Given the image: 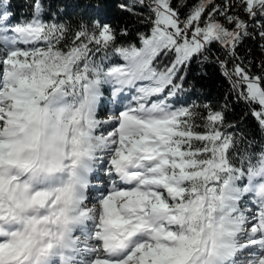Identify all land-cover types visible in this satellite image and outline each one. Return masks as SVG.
<instances>
[{
  "label": "snow or ice",
  "instance_id": "1",
  "mask_svg": "<svg viewBox=\"0 0 264 264\" xmlns=\"http://www.w3.org/2000/svg\"><path fill=\"white\" fill-rule=\"evenodd\" d=\"M143 29L0 4V264H264V0H131ZM212 61L219 110L186 103ZM258 69V70H257ZM106 116V118H104Z\"/></svg>",
  "mask_w": 264,
  "mask_h": 264
},
{
  "label": "trees",
  "instance_id": "2",
  "mask_svg": "<svg viewBox=\"0 0 264 264\" xmlns=\"http://www.w3.org/2000/svg\"><path fill=\"white\" fill-rule=\"evenodd\" d=\"M44 16L51 17L53 21H60L75 26L83 18L89 17L100 19L110 24L114 29L120 31L127 28L130 33L145 26L137 21V17L123 11L119 5L131 3V0H41ZM223 3V0H215ZM34 0H0V4L9 6L14 21L24 22L33 14ZM213 54L209 62L194 63L187 74V91L180 97L186 103H208L219 110L225 103L228 95L229 84L221 74L219 66L215 64V56L219 50L213 47ZM239 54L247 56L254 63H264V52H261L255 41H249L239 49ZM258 70V69H257ZM227 120L233 125L236 133L243 134L250 141L254 139L257 144L264 143V132L255 126L254 121L245 113L244 105L232 101L228 104Z\"/></svg>",
  "mask_w": 264,
  "mask_h": 264
},
{
  "label": "rangeland",
  "instance_id": "3",
  "mask_svg": "<svg viewBox=\"0 0 264 264\" xmlns=\"http://www.w3.org/2000/svg\"><path fill=\"white\" fill-rule=\"evenodd\" d=\"M104 118H106V116Z\"/></svg>",
  "mask_w": 264,
  "mask_h": 264
}]
</instances>
